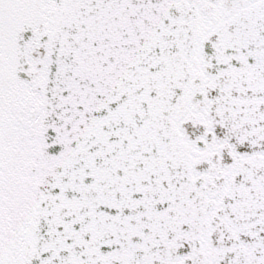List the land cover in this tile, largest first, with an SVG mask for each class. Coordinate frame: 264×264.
<instances>
[{"label": "snow or ice", "instance_id": "1", "mask_svg": "<svg viewBox=\"0 0 264 264\" xmlns=\"http://www.w3.org/2000/svg\"><path fill=\"white\" fill-rule=\"evenodd\" d=\"M0 264H264V0H0Z\"/></svg>", "mask_w": 264, "mask_h": 264}]
</instances>
